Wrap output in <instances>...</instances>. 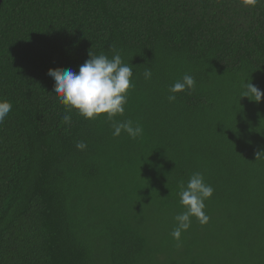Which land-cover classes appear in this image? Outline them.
I'll use <instances>...</instances> for the list:
<instances>
[{"label": "trees", "instance_id": "trees-1", "mask_svg": "<svg viewBox=\"0 0 264 264\" xmlns=\"http://www.w3.org/2000/svg\"><path fill=\"white\" fill-rule=\"evenodd\" d=\"M113 48L133 66L124 115L66 112L48 70ZM185 74L195 89L169 102ZM250 79L264 91V4L1 0L0 264H264V100L242 98ZM126 120L143 135L113 136ZM195 172L214 189L210 220L178 243V182Z\"/></svg>", "mask_w": 264, "mask_h": 264}, {"label": "clouds", "instance_id": "clouds-1", "mask_svg": "<svg viewBox=\"0 0 264 264\" xmlns=\"http://www.w3.org/2000/svg\"><path fill=\"white\" fill-rule=\"evenodd\" d=\"M241 3L250 8L258 4H264V0H241ZM113 51L112 58L101 53L92 54L89 51L87 59L79 70L72 69H49L48 75L54 80L53 92L58 98L65 111L70 113L75 111L85 120H96L101 116H106L109 121H114L117 116H123L128 103L129 92L134 88L133 66L124 63L120 52ZM152 71L146 69L144 78L151 79ZM244 91L242 98L260 103L264 100V91L257 88L250 80L243 81ZM195 89V79L189 74H185L182 80H177L170 88L169 102L177 98V94L186 90ZM12 109V104L7 100H0V124L5 121ZM65 124L71 123V116L63 117ZM113 136L119 137L122 132L132 139L143 135L141 125H134L131 120L124 122H113ZM76 147L80 150L86 148L83 142H78ZM256 160L264 158V150L255 153ZM180 205L184 211L175 216L176 226L171 236L178 243L182 234L191 226L192 219L195 218L201 226L209 223L210 217L206 214L205 201L209 200L214 193L211 185L205 183L204 176L200 172L193 173L187 183L183 180L178 182Z\"/></svg>", "mask_w": 264, "mask_h": 264}, {"label": "water", "instance_id": "water-1", "mask_svg": "<svg viewBox=\"0 0 264 264\" xmlns=\"http://www.w3.org/2000/svg\"><path fill=\"white\" fill-rule=\"evenodd\" d=\"M0 5H1V0H0Z\"/></svg>", "mask_w": 264, "mask_h": 264}]
</instances>
